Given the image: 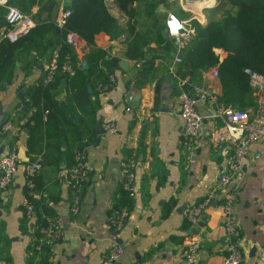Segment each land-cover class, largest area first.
Listing matches in <instances>:
<instances>
[{
  "label": "crops",
  "instance_id": "1",
  "mask_svg": "<svg viewBox=\"0 0 264 264\" xmlns=\"http://www.w3.org/2000/svg\"><path fill=\"white\" fill-rule=\"evenodd\" d=\"M6 1L9 4L13 0ZM182 1L190 10V16L202 25L206 15L198 9L209 7L217 0ZM49 2L51 5L47 6ZM107 2L106 5L114 6L111 0ZM31 5L27 13L32 19L35 16V19L53 23L64 0H35ZM39 13L41 15L36 17ZM56 29L46 33L51 39L49 47L58 38ZM165 39L167 41L156 49L160 56L145 63V67L141 60L137 67L135 59L126 56L121 38H110L99 32L92 44L84 41L82 47L70 48L72 76L59 71L55 73L53 78L58 77L55 98L67 100L97 140L84 145L89 169L76 215L68 213L64 169L43 166L38 173L44 186L51 187L50 183L58 182V192L54 187L52 190L56 200L50 201L49 205L60 219L62 237L52 247L50 264H181L180 250L185 238L196 244L193 264H221L226 243L221 227V192L204 208L195 224L187 225L184 219L187 205L198 200L215 183L230 152L229 132L216 116V108L221 105V84L218 77L210 76L212 67L198 74L182 73L178 63L173 64L175 44L171 39ZM169 42L174 51L167 50ZM149 46L155 47V44ZM214 53L218 61L225 56V51L220 48H215ZM50 56L49 49L23 47L16 51L12 76L0 90V114L10 119L13 126L10 132L0 131V155L10 148H15L16 152L25 150L26 132L20 125L26 114L22 106L26 104L22 101L27 90L40 77L43 79ZM102 56L117 61L111 72L102 64ZM107 74L113 76V88L97 93L98 85L105 81ZM185 74L190 76L187 80L190 89L185 91L194 98L195 110L202 117L189 147L181 144L182 122L175 99L179 92L177 82L187 77ZM157 83L158 100L157 108H154L153 89ZM19 93L23 94L22 98ZM127 95L131 104L126 101ZM245 100L248 101L245 108H252L251 93ZM106 121L114 124V133L101 128ZM143 122L147 129L134 169L136 192L131 197L118 240L122 254L116 261L105 263L103 255L111 246L107 215L112 205L120 203L121 196L117 183L119 161L123 149H137ZM219 132L222 133L220 140L217 139ZM22 164L19 162L11 183L0 190V230L9 241L10 264H25L26 247L31 239L29 229L22 231L20 227L24 198ZM232 184L237 187L233 214L239 229L237 243L243 264H264V137L249 146Z\"/></svg>",
  "mask_w": 264,
  "mask_h": 264
},
{
  "label": "trees",
  "instance_id": "2",
  "mask_svg": "<svg viewBox=\"0 0 264 264\" xmlns=\"http://www.w3.org/2000/svg\"><path fill=\"white\" fill-rule=\"evenodd\" d=\"M107 1L64 0L63 8L69 13L63 27L58 30L56 43L50 47L51 39L46 36V33L54 32V24L51 20L34 21L35 25L31 31L19 39L1 37L0 90L12 76V63L16 51L23 47L37 50L38 48L49 49L50 55L56 49L57 63L66 54L73 61L70 47L63 41L66 31L76 33L89 45L93 43L94 36L99 32H104L110 38H121L126 47V56L134 58L136 62L144 60V67L145 63L160 56L159 51L156 50L157 46L167 39L160 34L163 23L158 22L155 19L156 15L152 12L157 8H166L169 0H112L118 10L126 16L124 22H120L109 13L106 7ZM34 2L35 0H30V4ZM204 12L206 15L204 24L192 21L195 35L182 50L181 62L178 63L179 69L182 73L198 74L208 67L216 66L221 84L219 102L223 106L243 109L248 103L245 98L251 93L243 69L250 68L264 75V0H217L214 6L206 8ZM4 13L5 8L0 7V29L5 25ZM137 18L142 22L138 23ZM147 19L151 21L147 22ZM150 43H154L155 47L149 46ZM168 45L167 50L174 51L170 42ZM215 48L225 51L221 61L217 60ZM101 62L108 72H111L117 64L114 58L103 56ZM185 76L187 80L190 78L189 75L185 74ZM57 84L58 77L45 84L40 77L27 90L22 102L26 104L29 111L23 115L26 119L20 127L26 132L24 155L28 163L39 157L42 167L67 169L73 164L74 152L76 150L84 152L85 143L88 141L95 143L97 137L88 130L84 120L74 113L67 100L60 101L55 98ZM187 84L184 86L185 90L190 89ZM158 88L157 83L153 89L154 108H157ZM146 129L147 124L143 122L137 149H123L122 158L126 159L135 155L138 159ZM84 136L87 138L85 139ZM13 141L14 138L11 139V144ZM33 184V190L39 194L37 200L28 195L26 187L23 186L24 197L33 206L34 219L28 221L23 215L21 220L22 231L28 228L31 235L26 247L25 264H50L53 243L38 239L39 229L45 226L46 217L55 215L49 202L56 200L52 190L54 187L58 192V182L55 180L50 183L51 187L44 186L40 175L37 174L33 177ZM118 189L121 195L120 203L112 205V208L125 206L129 211L132 198L120 186ZM21 209L23 213V207ZM8 244L6 235L0 230L1 264H10Z\"/></svg>",
  "mask_w": 264,
  "mask_h": 264
},
{
  "label": "built area",
  "instance_id": "3",
  "mask_svg": "<svg viewBox=\"0 0 264 264\" xmlns=\"http://www.w3.org/2000/svg\"><path fill=\"white\" fill-rule=\"evenodd\" d=\"M0 5L5 8V25L0 29V38L8 36L12 39H19L27 35L34 27L35 23L29 14L20 11L18 8L6 5V0H0ZM69 11L63 6L56 15L53 24L60 30ZM195 17L179 18L174 13L168 12L163 20V28L168 39L175 44V53L173 55V64L181 62L182 50L190 41L194 34V25L191 22ZM63 41L72 48L82 47L83 40L74 32L66 31ZM141 61L135 66L139 67ZM59 71L67 76L74 74L71 57L66 54L61 61L57 63V50L52 51L49 63L45 69L42 82H50L55 73ZM209 74L211 77H218L217 67L213 66ZM243 74L246 76L247 84L251 91L252 108L237 109L230 106L219 105L216 108V116L222 122V127L228 130V142L230 152L226 159V166L217 177L215 183L198 200L187 205L184 213V219L187 225H193L201 216L204 208L208 206L215 196L221 192L220 211L222 215L221 227L224 231L226 243L224 246L221 264H243L242 253L237 243L239 237L238 225L235 222L233 214V205L237 198V187L232 184L234 178L240 172L243 158L245 157L249 146L264 137V75L250 69L244 68ZM187 83V77L180 78L177 82L179 92L176 95L177 108L181 117V144L185 147L192 145L196 137L198 127L202 117L195 110L194 98L188 94L184 86ZM114 80L111 74H107L103 83L97 87V93H105L113 88ZM129 111V109H127ZM26 118H23L25 120ZM12 122L5 118L0 131L7 133L12 130ZM101 128L107 133H114L115 126L112 122H104ZM219 132L217 139L222 138ZM224 134V133H223ZM15 148H10L0 155V190H4L12 180L17 171L19 162L16 161ZM73 164L64 169L65 183L68 187V213L71 216L77 214L81 192L88 174V164L85 153L80 150L74 152ZM138 165L135 155L128 158H122L119 161L120 172L117 183L128 196L135 195L134 169ZM42 165L40 158L30 163L22 164V173L26 192L33 199H39L38 192L33 190V177L39 173ZM23 215L28 221H33V206L28 203L24 197L21 203ZM128 216V210L125 206L118 208L110 207L107 219L109 225V241L111 246L103 255V261L110 263L116 261L122 254V247L118 240ZM39 241L44 239L53 245L62 237L61 223L59 217L55 214L52 217H46V224L39 229ZM196 252V244L192 239L185 238V242L180 250L181 264H193ZM1 264V263H0Z\"/></svg>",
  "mask_w": 264,
  "mask_h": 264
},
{
  "label": "rangeland",
  "instance_id": "4",
  "mask_svg": "<svg viewBox=\"0 0 264 264\" xmlns=\"http://www.w3.org/2000/svg\"><path fill=\"white\" fill-rule=\"evenodd\" d=\"M112 1V0H111ZM193 1H195L196 3H198V2H200V1H202V0H193ZM50 3V2H49ZM48 3V4H49ZM108 3V2H107ZM113 3V2H112ZM216 2H213V3H211L210 5L212 6V5H214ZM9 4H11V5H9ZM9 4H7L6 3V5H9V6H12V5H14V6H16L17 8H19L20 10H22V11H25V12H29V8L32 6L31 4H30V0H13L12 2H9ZM48 4H46L47 6H48ZM114 4V3H113ZM13 6V7H14ZM23 6H25V7H23ZM207 6H209L208 4H207ZM0 7H3L2 5H0ZM106 7H107V9L109 10V12L111 13V14H115V15H112L113 17H117L116 19H118V20H121L120 18H122L123 19V21L122 22H124L125 20H126V16L123 14V12H121V11H119L118 10V8L116 7V5L114 4V6H112V5H109V4H107L106 5ZM115 7V8H114ZM116 9H117V11H116ZM199 9H203V8H199ZM198 9V10H199ZM168 12H171V13H174L176 16H178V17H180V18H190V17H193V16H190L191 15V13H190V10L185 6V4H184V2L182 1V0H169V5L166 7V8H160V9H155V10H153V15H156V20L158 21V22H162L163 23V20H164V18H165V16H166V14L168 13ZM119 13H120V15H119ZM201 13V12H200ZM27 14H29V13H27ZM30 15V14H29ZM41 15V13H39V14H37V16L36 17H39ZM34 16V15H33ZM190 16V17H189ZM30 17H31V15H30ZM146 17H144V19H145ZM34 21L36 22V21H38L39 20V18H36L35 19V16H34ZM194 20V19H193ZM192 20V21H193ZM137 21H138V23H140V22H142L140 19H138L137 18ZM151 20L150 19H147V22H150ZM191 21V22H192ZM34 22V23H35ZM54 26V28L56 29L57 27L55 26V25H53ZM162 30V29H161ZM195 35V33L192 35V37H191V39H190V41L193 39V36ZM189 43V42H188ZM188 43H187V45H188ZM186 45V46H187ZM70 47V46H69ZM70 48H72V47H70ZM137 63V62H136ZM135 63V64H136ZM5 119V118H4ZM10 120V119H9ZM4 121V120H3ZM24 121V120H23ZM3 123V122H2Z\"/></svg>",
  "mask_w": 264,
  "mask_h": 264
},
{
  "label": "water",
  "instance_id": "5",
  "mask_svg": "<svg viewBox=\"0 0 264 264\" xmlns=\"http://www.w3.org/2000/svg\"><path fill=\"white\" fill-rule=\"evenodd\" d=\"M50 5H51V2L48 4V6H50ZM212 6H214V5H212ZM212 6L204 7L203 9H199L198 12H204L206 8H210V7H212ZM56 30H57V29H56ZM160 34H161V36H162L163 38H166V37H167L166 32H165L164 29H162V30L160 31ZM81 68H82V69L85 68V63H84V62L81 63ZM18 96H19L20 98H22V97H23V94H22V93H19ZM126 101H127L128 104H131L129 95H127V97H126ZM22 110H23L24 113H27V107H26L25 105L22 106ZM165 110H166V109H165ZM165 110H164V111H165ZM161 111H163V110H161ZM166 111H167V110H166ZM3 120H4V115L0 114V128H1V125H2ZM97 132L99 133L100 130H97ZM15 159H16L17 162H21V163H25V162H27V158L25 157V155H24V151H23L22 149H20L18 152H16V157H15Z\"/></svg>",
  "mask_w": 264,
  "mask_h": 264
},
{
  "label": "bare ground",
  "instance_id": "6",
  "mask_svg": "<svg viewBox=\"0 0 264 264\" xmlns=\"http://www.w3.org/2000/svg\"><path fill=\"white\" fill-rule=\"evenodd\" d=\"M199 3V2H198ZM211 6V5H210ZM205 7V6H204Z\"/></svg>",
  "mask_w": 264,
  "mask_h": 264
}]
</instances>
